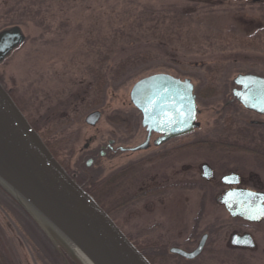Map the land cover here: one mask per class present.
Segmentation results:
<instances>
[{"label":"rangeland","instance_id":"rangeland-1","mask_svg":"<svg viewBox=\"0 0 264 264\" xmlns=\"http://www.w3.org/2000/svg\"><path fill=\"white\" fill-rule=\"evenodd\" d=\"M28 1L44 22L26 16L19 21L26 40L0 64V85L14 93L28 116L40 122L41 132L62 141L57 158L69 174L76 181L89 183H82L88 187L90 181L98 184L122 167L164 154L129 178L108 201L107 196L98 194L122 232L138 243L162 239L169 248L189 252L207 234L203 253L189 261L191 264H231L212 259L211 252L231 250L233 234H249L255 248L235 252L243 257V264H264V220L258 224L232 220L216 201L225 191L219 179L230 172L239 173L246 188L264 193V161L259 155L264 154V147L260 141L217 138L221 132H256L242 131L247 129L243 122L258 118L231 103V91L237 75L264 77V0ZM21 3L0 0V29L8 19V9ZM145 9L186 13L191 32L184 41L189 42L168 46L148 37L138 27L139 14ZM108 49L112 54L105 61ZM137 53H147L151 61L112 80L119 61ZM101 64L106 76L99 108L103 116L90 128L84 118L95 110L75 116L84 98L90 101V74ZM159 73L191 80L194 93H199L195 101L200 128L158 149L113 155L105 150L100 156V148L109 141H115L114 150L130 149L144 141L141 114L129 102V93L136 82ZM115 112L132 120L131 132L117 130L107 122V116ZM90 138L93 142L87 151ZM227 142L238 144L239 150H223ZM212 143L218 146L214 149ZM202 164L214 170L213 183L202 181ZM150 189L155 190L152 196L128 203L134 195ZM0 253L9 257L10 264H83L39 214L12 200L1 188Z\"/></svg>","mask_w":264,"mask_h":264},{"label":"water","instance_id":"water-1","mask_svg":"<svg viewBox=\"0 0 264 264\" xmlns=\"http://www.w3.org/2000/svg\"><path fill=\"white\" fill-rule=\"evenodd\" d=\"M26 40L21 27L0 30V64ZM233 99L246 111L264 117V77L237 75L233 81ZM131 105L141 114L146 138L129 153L147 151L185 137L200 128L194 86L159 73L136 82L129 93ZM100 119L98 111L85 117L93 127ZM156 139L151 142V136ZM123 150V149H121ZM91 161L87 162L89 167ZM212 170L201 166V177L212 178ZM231 187L217 197L230 219L249 224L264 220V193L238 188V175L222 178ZM0 188L22 206L39 214L69 247L75 248L90 264H150L128 240L111 217L95 202L49 152L40 136L0 85ZM208 235L201 236L191 252L171 248L169 253L191 261L200 256ZM232 247L254 249L249 234H233Z\"/></svg>","mask_w":264,"mask_h":264},{"label":"trees","instance_id":"trees-1","mask_svg":"<svg viewBox=\"0 0 264 264\" xmlns=\"http://www.w3.org/2000/svg\"><path fill=\"white\" fill-rule=\"evenodd\" d=\"M21 4H16L13 7H10L8 9V19L5 21L4 27L1 29H4L9 26L17 25L19 26L20 20L22 17L31 19L32 21H36L37 23H41L43 19L41 17V14L39 11L34 10L32 7L29 6L30 1L28 0H21ZM139 22L140 29L144 30L145 34H147L148 37L156 41L157 43L161 45H172V44H180V45H186L189 41H184V39L188 38L190 35V29H191V21L188 17V15L181 11H154L145 9L142 10V12L139 14ZM0 29V30H1ZM241 37L242 40H244V36L238 35ZM194 41H198L197 37H192ZM184 42V43H183ZM112 50H107V57L105 58V61L109 60L111 57ZM151 61V57L147 53H137L130 56L125 57L119 63L116 65L115 69L112 71V77L111 79L118 80L121 79L128 71L136 69L137 67H140L141 65L147 64ZM103 65L101 64V67L97 71H91L90 74V82L92 85L91 92L92 97L90 101H85L86 98H84V104L82 103L81 106H79V110L75 116H82L86 112L93 111V110H99L100 106L103 104L102 102V95L105 90L106 86V76L104 72L101 70ZM213 82L214 80L211 79ZM107 87H108V80H107ZM11 99L15 103V105L18 107L20 112L24 115L30 126L33 128V130L40 136L41 140L49 150V152L52 154V156L55 158V160L58 161V154L62 151V141H56L53 140L50 136V133H43L42 131V125L39 121L32 119L31 116H28L24 110L21 108L18 102L20 100L14 96V93L8 92ZM196 96H199L198 91L195 93ZM231 100H233L231 98ZM83 101V100H82ZM81 101V102H82ZM231 103H235V101H232ZM75 111V110H74ZM124 114L120 112H115L109 116H107V122L114 127L115 129H126L124 131L131 132V129L133 128V122L130 118H127L126 116H123ZM229 122H233V120H228ZM234 123V122H233ZM232 124V123H231ZM227 125V124H226ZM242 131L249 132L248 129H243ZM256 131V130H251ZM256 139H246V141L254 142ZM264 138H262L261 142L259 143L264 147ZM228 143V142H227ZM210 144V143H207ZM255 144V142L253 143ZM209 146V145H207ZM238 150L239 148H234ZM264 150V148H261ZM164 157V154H159L157 156L150 157L148 159L141 160L139 162H135L131 165L122 167V169H119L117 172L109 175L106 179L101 181L98 184L91 183L87 186H82L85 181L82 183L79 181L75 182L81 186L94 200L95 202L111 217L112 214L109 210L105 208L103 205V201L99 199V193L102 198L107 196V201L110 199L123 185L124 183L134 176L137 172H139L147 163L153 162L157 159H162ZM59 162V161H58ZM59 164L64 168L63 164L59 162ZM80 167V165L78 166ZM65 169V168H64ZM66 170V169H65ZM66 172L69 174V172L66 170ZM71 176V174H69ZM89 183L85 182V185ZM97 191V192H96ZM155 190H148L145 193L142 194H136L133 197H131L128 200L129 202L137 201L140 198L149 197L152 196ZM103 193H106L105 196H103ZM112 218V217H111ZM208 233V232H207ZM128 240L142 253V255L149 261L150 264H191L190 262H187L177 256H173L169 254V247L166 246V244L162 241V239L157 240H149L145 241L143 243L135 242L131 237L128 235H125ZM63 255H65L64 252H62ZM212 259L215 260H222L223 263H231V264H243L245 263V260L243 259L240 254H237L235 250H214L211 252ZM66 256V255H65ZM0 264H10V259L5 253H0ZM74 264V263H72Z\"/></svg>","mask_w":264,"mask_h":264},{"label":"flooded vegetation","instance_id":"flooded-vegetation-1","mask_svg":"<svg viewBox=\"0 0 264 264\" xmlns=\"http://www.w3.org/2000/svg\"><path fill=\"white\" fill-rule=\"evenodd\" d=\"M232 91H233V89H232ZM232 91H231V97H232ZM231 101H235V100H231ZM236 102V101H235ZM237 103V102H236ZM95 111H98L99 113H100V119H99V121L101 120V118H102V116H103V113L101 112V110H95ZM94 112V111H93ZM249 112V111H248ZM92 113V112H91ZM249 113H251L252 115H254L255 117H257L258 118V120H252V121H248V122H243L244 123V125L246 126V128L247 129H249V130H256V132L255 133H243V134H230V133H224V132H221V133H219L218 135H217V138L218 139H229V138H231V137H235V138H238V137H240V138H246V139H256V140H258V141H260L261 142V140H262V138H264V117L263 116H260V115H257V114H255V113H252V112H249ZM85 119V118H84ZM98 121V122H99ZM97 122V123H98ZM97 123H96V125L95 126H93V127H90V126H87L86 124V126L87 127H90V128H95L96 126H97ZM147 135V134H146ZM145 138H146V136H145ZM157 137H156V135H152L151 136V142L152 141H154L155 139H156ZM216 139V138H215ZM145 140V139H144ZM203 141H207V140H203ZM92 142H93V139L92 138H90V139H88L87 140V144L85 145V150H89V147L91 146V144H92ZM259 142V143H260ZM254 143V142H253ZM214 146H213V148L215 149L216 147L215 146H218V145H216V143L214 144V143H212ZM114 145H115V141H109L108 142V144L105 146V147H101L100 149V151H99V155L100 156H102L103 155V153H102V151H109V152H111V154L113 155V154H116L117 152H122V153H126V152H128V149H126V148H120V147H118L117 148V150H114ZM223 145V144H222ZM238 144H234V143H227L224 147V149L223 150H229L230 152L231 151H233L234 152V150H236V149H234V148H237L236 146H237ZM163 146V145H162ZM161 146V147H162ZM153 147H151L150 149H152ZM160 148V147H159ZM221 148V147H220ZM121 149H123V151H121ZM149 149V150H150ZM155 149V148H154ZM156 149H158V148H156ZM239 150V149H238ZM92 153H93V151H91ZM230 152H228L229 154H230ZM233 152H231V153H233ZM237 152H239V151H237ZM259 155H260V158L264 161V154H262V153H260L259 152ZM261 160V161H262ZM91 161V160H90ZM86 165H87V163H86ZM202 165H207V164H202ZM201 165V166H202ZM201 166H200V168H201ZM208 166V165H207ZM211 170H212V178L209 180V181H207V180H205V179H203L202 177H201V171H200V177H201V179H202V181L203 182H205V183H207V184H211V183H213L214 181H215V173H214V170L210 167V166H208ZM231 174H235V175H238V177H239V184H238V188H244V189H248V188H246L247 186H245L244 185V182H243V180H242V176L239 174V173H236V172H230V173H228V174H225V175H223L222 177H220V179H219V182H220V185L221 186H223L224 188H225V190L226 189H229V188H231V187H228V186H225L223 183H222V178L224 177V176H227V175H231ZM209 237V236H208ZM197 245H198V243H197ZM197 245H196V247H197ZM195 247V248H196ZM177 248V247H176ZM194 248V249H195ZM179 249H181V250H183V251H185V252H189V251H186L185 249H182V248H179ZM193 249V250H194ZM233 250H235L234 248H232ZM192 250V251H193ZM236 250H243V249H236ZM191 252V251H190ZM188 262V261H187Z\"/></svg>","mask_w":264,"mask_h":264},{"label":"bare ground","instance_id":"bare-ground-1","mask_svg":"<svg viewBox=\"0 0 264 264\" xmlns=\"http://www.w3.org/2000/svg\"><path fill=\"white\" fill-rule=\"evenodd\" d=\"M123 151V150H121ZM154 156H157V155H154ZM199 171H201V168H199ZM200 241V240H199ZM72 251L74 252V254L80 259V261L83 263V264H90L82 255L81 253L78 252V250H76L75 248H72Z\"/></svg>","mask_w":264,"mask_h":264}]
</instances>
